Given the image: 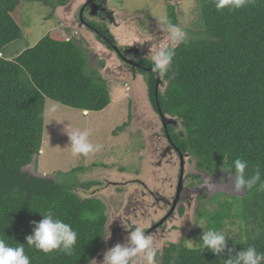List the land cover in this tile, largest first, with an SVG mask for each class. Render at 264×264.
I'll use <instances>...</instances> for the list:
<instances>
[{
	"label": "trees",
	"instance_id": "16d2710c",
	"mask_svg": "<svg viewBox=\"0 0 264 264\" xmlns=\"http://www.w3.org/2000/svg\"><path fill=\"white\" fill-rule=\"evenodd\" d=\"M26 2L56 5L53 0H0V237L13 246L24 244L31 264H90L104 246L105 203L95 196L83 198L74 185L30 174L25 168L37 165L42 153L47 98L100 113L110 106L111 96L99 72L87 74L86 52L74 39L59 40L48 33L14 60L6 58V48L25 36ZM216 2L199 0L200 37L186 38L173 48L165 90L156 95L157 74H152L149 97L157 113L160 109L180 123L182 133L170 129L171 139L197 161L199 170L212 175L237 158L248 162L246 177L259 170L257 186L236 199L247 226L245 237L252 225L259 234L227 247L233 249L231 255L249 245L264 252V190H257L264 184V0H248L235 10H218ZM168 8L169 22L176 26L175 8ZM93 27L100 40L115 42L106 27ZM96 185L89 182L83 187L91 190ZM226 205L222 218L218 213L215 221L230 215L234 207ZM49 210L78 233L71 255L58 250L46 254L27 245L33 222ZM228 258L227 250L222 257L171 243L164 247L161 264H224Z\"/></svg>",
	"mask_w": 264,
	"mask_h": 264
},
{
	"label": "rangeland",
	"instance_id": "374dc122",
	"mask_svg": "<svg viewBox=\"0 0 264 264\" xmlns=\"http://www.w3.org/2000/svg\"><path fill=\"white\" fill-rule=\"evenodd\" d=\"M53 1L56 4L54 7H45L33 2L24 4L22 27L25 36L6 48V58L14 60L19 53L34 47L48 33H52V37L59 40L74 39L86 52L87 74L97 71L107 80L111 104L100 113L85 114L81 110L66 107L47 98L42 153L37 165L32 163L25 168V171L38 176H52L64 184L74 185L83 198L95 196L102 200L107 206L108 217L105 236L107 237L110 232L111 238L114 228L122 226L120 220H117L118 216L139 227L145 226L153 216L150 217L151 211L148 206L137 204L135 207L129 204L136 202L130 201L129 195L125 197L127 193L124 192L129 183L107 185V182L125 183L136 178L145 180V175L154 177L153 172H159L160 179L153 181V184H157L151 188L160 185L158 190L164 195L172 196V191L169 192L168 188L170 182H165L166 177L171 181L174 180L175 173L179 172V169L175 166L169 169L171 166L167 167L166 163H163L162 167L156 165L159 159L153 155L154 150L157 146L162 150L166 139L161 132L159 116L150 102L146 83L141 77L134 82L128 79L126 74L119 73L113 53L101 44L91 30L81 27L79 15L75 13L82 0H77V4L76 0H67L65 3L62 2L63 4H58L57 0ZM108 3L119 27L111 25L108 21L105 25L102 23L100 25L114 33L121 44H129L137 38L140 41L139 46L147 48L146 52L149 56L158 48L178 46L169 40L167 27L160 20L161 17H165L170 23L169 6L175 8L178 20L176 26L186 33V38L200 37L198 32L202 27L198 13L199 0H108ZM123 29L125 32H122ZM147 36L153 37L147 39ZM53 107L56 110L49 111ZM125 124L127 126L123 131H117ZM76 128L91 130L90 140L93 144H102V151L88 157H73L68 147L70 146L68 132ZM156 132L160 136L157 137ZM196 164L197 161L189 157L185 168L184 195L190 198L191 207L179 219L178 228L175 230L171 225L165 233L166 237L156 243L160 255L163 254L164 247L171 243L178 246L183 244L187 248H189L188 240L199 243L203 229L193 223L201 219L205 221V228L224 230L225 234L231 237L228 238L227 245L243 239L245 241L247 237L253 238L259 234L252 225L245 237L247 226L237 210V201L244 197L246 192H234L230 184L223 182L228 181V173L221 170L210 175L207 171L199 170ZM139 172L142 174L145 172L144 176L135 175ZM249 175L252 176L254 173ZM209 178L214 186L205 185L204 179ZM89 182H95L97 185L91 190L84 188L83 185ZM140 187L145 189L144 184ZM148 200L144 196L143 201ZM226 203L234 207L229 212L230 215L215 221L216 214L225 212ZM129 206L134 209L132 214L126 212ZM222 216L223 214L220 218ZM127 235V231L117 233L113 244L120 243L121 239L125 240ZM105 244L102 252H106L111 246L108 248V243ZM93 264L96 262L94 261ZM97 264H100V261H97Z\"/></svg>",
	"mask_w": 264,
	"mask_h": 264
},
{
	"label": "clouds",
	"instance_id": "9594fccd",
	"mask_svg": "<svg viewBox=\"0 0 264 264\" xmlns=\"http://www.w3.org/2000/svg\"><path fill=\"white\" fill-rule=\"evenodd\" d=\"M248 0H217L216 8L240 9L247 5ZM161 23L167 27L169 40L174 44L184 42L186 33L178 26L167 22L165 17L160 18ZM152 70L157 75H165L173 62L175 50L170 47L158 48L151 53ZM150 98V97H149ZM55 107L49 109L54 112ZM82 111V110H81ZM88 114V111H83ZM96 113V112H95ZM166 116V115H165ZM91 130L76 128L68 132L71 155L73 157H88L99 153L103 149L102 144H93L90 140ZM248 162L243 159H234L231 164L222 169L228 173V181L234 192L251 190L260 181L259 170L250 177H246ZM234 169V172H233ZM205 185L214 186L209 179H204ZM204 186V185H202ZM257 190H264V184H260ZM40 212V211H39ZM43 217L39 222H33V232L26 237L27 245L38 251L51 253L61 251L71 255L75 249L78 233L71 224L55 215L51 210L40 212ZM121 225L128 232L124 243H117L108 249L100 264H157V248L155 237L144 230L143 227H134L129 222L120 218ZM194 225L203 229L199 243L188 240V247L193 249L210 250L216 256H222L227 250L229 258L224 259V264H264V252H260L253 245H249L235 255H231L233 249H228L227 240L231 238L224 230L205 228V221L201 219ZM109 235L104 238H110ZM95 260V259H94ZM96 264L97 261L95 260ZM0 264H31V258L26 254L24 244L13 246L6 239L0 237Z\"/></svg>",
	"mask_w": 264,
	"mask_h": 264
},
{
	"label": "flooded vegetation",
	"instance_id": "af4514ba",
	"mask_svg": "<svg viewBox=\"0 0 264 264\" xmlns=\"http://www.w3.org/2000/svg\"><path fill=\"white\" fill-rule=\"evenodd\" d=\"M77 3L78 1L76 0V4ZM75 14L77 16L79 15V22L81 24V27H85L88 30L91 29V31L93 30L92 33L97 36V39L99 38V35L97 33L98 30L93 27L94 25H98V23L99 24L102 23L105 25V22L108 21L111 25L115 27L117 26L119 27V23L115 19L116 18L115 14L113 10L110 8L108 0H82L80 5H78V8L76 9ZM122 32H125V30L123 29ZM111 34L115 42L109 41V39L107 38H101V40L100 39L99 40L101 41V44H103L107 50H110L113 53L114 57H116V65L118 67V72L126 74L128 79H131L134 82L136 81L138 77H141L148 87L149 78L152 77V74H157V73L152 70L151 56L147 54L146 52L147 48L140 47L139 46L140 41L137 38H135V40L133 41H130L131 43L129 42V44H121L118 37L112 32ZM152 37L147 36L146 38L151 39ZM146 63L150 64V66H148ZM147 70H151V72H147ZM103 79L107 82L105 78ZM128 79L126 81H128ZM156 81H158V78ZM164 83H166L164 80V75H160V84H159L157 92L159 90L164 91V88H163V86H165ZM148 93H149V88H148ZM157 114L161 122V132L165 136L166 144L164 145L162 150H160L158 146L154 150L153 155L159 159L156 165L162 167L163 163H166L167 167L171 166L169 167V169L170 168L173 169L174 168L173 166L179 169V172L175 173L174 180L171 181L169 178L166 177L165 182H170L169 183L170 185L168 188H169V192L172 191V196H170V194L164 195L160 190H158V188H160V185L158 187L155 186L156 188H151V186H154L157 184V183L153 184V181L160 179L159 172H153L154 177H150V176L146 177V175L144 176L145 172L143 174L142 172H139V174H135L136 176H141V177L144 176L146 178L145 180L136 178V180L134 181H127L125 183L109 182V181L107 182V185L108 184H113V185L123 184L124 185V184L129 183L126 186L127 189L124 192V193H127L125 194V197L126 195H129L130 201L132 202L136 201L134 203H129V204L134 205L135 207L137 204L138 206L146 205L149 207L151 211L149 215L150 217L153 216V218L147 221L145 223L146 225L145 226L143 225L142 227L144 228L146 232L154 235L155 243H157L160 240H163L166 237L165 233L168 232V229L171 225L172 227H175V230H176L178 228L179 219L191 207L190 198L185 197L187 195H184V192L186 189V186H185L186 162L189 157H192L188 153H183L171 139V136L169 133L170 129H172L173 132L175 133H182V131L180 130L182 129V127H180V123H178L177 119L175 117L167 116L173 119L175 121V124L170 123L167 125V128H166L160 114L159 113ZM155 135L157 137L160 136V134H158L157 132ZM182 164H183V167H182ZM182 171H184V188H183V191L181 192L177 205L174 207V202L177 198V190H178V185H179ZM143 184L145 186V189L144 187H140V185L142 186ZM130 185H137V187H130ZM163 185L165 186V183ZM144 196H146L147 199L149 200L143 201ZM148 203H151V204L148 205ZM132 211H134V209L132 210L130 206L126 209L127 214H130V213L132 214ZM120 218L121 217L118 216L117 220H120ZM132 226L139 227L135 224ZM124 231L125 229H123L122 226H120L119 228L117 227L114 228L111 238L109 240L108 239L104 240V244L106 243L105 245H107L108 243V248L110 245H111L110 248L114 247L115 244H113V242L116 240L117 233H124ZM124 242L125 240L121 239L120 243H124ZM102 249L100 250L98 255L94 258L98 262L99 261L101 262L103 260L105 251L102 252ZM160 257H161V260H159ZM162 257H163V254L160 255L157 249V260H159V264H161ZM95 260H93L90 264H93Z\"/></svg>",
	"mask_w": 264,
	"mask_h": 264
},
{
	"label": "water",
	"instance_id": "95a60500",
	"mask_svg": "<svg viewBox=\"0 0 264 264\" xmlns=\"http://www.w3.org/2000/svg\"><path fill=\"white\" fill-rule=\"evenodd\" d=\"M147 72H151V70H147ZM157 78H158V81H157V84H156V95L158 94L157 90H158V87H159V84H160V75L159 76L157 75ZM159 114H160V116H161L166 128H167V125L170 124V123L175 124V121L173 119L165 116L162 113V111H160V109H159ZM182 167H183V164H182ZM183 188H184V171L181 172V178H180L179 185H178L177 198H176V200L174 202V207L178 203V200H179V197L181 195V192L183 191Z\"/></svg>",
	"mask_w": 264,
	"mask_h": 264
}]
</instances>
